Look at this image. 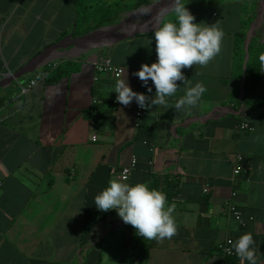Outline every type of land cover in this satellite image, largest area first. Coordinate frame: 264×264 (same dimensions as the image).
Segmentation results:
<instances>
[{"label":"crops","instance_id":"crops-1","mask_svg":"<svg viewBox=\"0 0 264 264\" xmlns=\"http://www.w3.org/2000/svg\"><path fill=\"white\" fill-rule=\"evenodd\" d=\"M157 1L0 0V264H240L218 247L249 232L264 264V106L242 103L250 46L264 54L263 0L184 3L195 23L223 30L222 51L183 69L207 89L195 108L175 110L187 87L178 81L169 107H149L137 131L136 101L119 104L118 79L95 65L109 57L133 91L154 97L133 73L157 61L155 18L171 0ZM237 154L248 169L234 181ZM133 157L127 183L158 181L178 225L143 252L131 225L94 204ZM233 191L246 229L223 211Z\"/></svg>","mask_w":264,"mask_h":264},{"label":"clouds","instance_id":"clouds-1","mask_svg":"<svg viewBox=\"0 0 264 264\" xmlns=\"http://www.w3.org/2000/svg\"><path fill=\"white\" fill-rule=\"evenodd\" d=\"M171 11L175 21H167L161 17L167 10H161L156 16L157 27L154 31L157 61L151 65L142 64L133 73L144 86L149 80L155 86V95L147 96L132 90L124 78L118 79L114 86L116 101L125 107L133 100L138 106L147 109L151 106L169 107L168 99L177 92L178 81L187 85L185 94L176 101V111L195 108L206 87L197 82L192 86L190 79L184 75L183 69L199 65L206 67L222 51L223 30L216 24L195 23V16L186 8L182 0H171ZM151 43V41H150ZM264 68V54L259 56ZM148 92L152 88L148 87ZM59 92L57 91L56 95ZM126 179V178H125ZM94 204L101 212L115 210L125 224L131 225L144 240L162 242L171 239L178 232L173 213L175 204L169 205L167 195L146 183L134 185L113 178L108 186L94 198ZM232 247L240 259V264H257L258 249L253 247L255 240L252 233L241 235Z\"/></svg>","mask_w":264,"mask_h":264},{"label":"built area","instance_id":"built-area-1","mask_svg":"<svg viewBox=\"0 0 264 264\" xmlns=\"http://www.w3.org/2000/svg\"><path fill=\"white\" fill-rule=\"evenodd\" d=\"M95 70L99 74H106L109 75L115 79H120L123 76L124 69L120 66H117L109 57L102 58L98 63L95 65ZM45 78V76H43ZM150 81V80H149ZM37 83V80H32L29 83L25 85H21V90L23 94H26L30 88H32ZM149 109H143L140 108L137 104L136 111H135V127L137 131H140L143 123L148 116ZM239 129L241 131H250L251 125L249 122H242L239 125ZM92 141H97V136H92ZM149 141H145L144 145H149ZM137 157H133L132 161L129 166L124 167L120 174V179L123 182H127L130 179V176L132 174V171L135 169L137 165ZM248 169V163L246 158L241 155L237 154L234 159V181L239 179L244 173H246ZM126 178V179H125ZM210 191V188L206 186L203 190L205 194H208ZM236 197L237 192L233 191L229 201L226 203L225 207L223 208V211L230 216L232 219H234L241 229H246L250 223V220L244 216L242 211L239 209V207L236 204ZM235 242V240L232 237L227 238L224 242H222L218 249L219 251L226 257L233 258L236 256V253L232 247V244L229 242Z\"/></svg>","mask_w":264,"mask_h":264},{"label":"trees","instance_id":"trees-1","mask_svg":"<svg viewBox=\"0 0 264 264\" xmlns=\"http://www.w3.org/2000/svg\"><path fill=\"white\" fill-rule=\"evenodd\" d=\"M261 54H263L262 48L258 47L255 49L250 46L246 73L244 75V96L242 103L252 109L264 106V82L263 80L261 81L262 67L259 60ZM40 78L41 76H38V79ZM151 188L159 190V182H155ZM165 194L167 195V199H169L171 194L169 192ZM148 241L140 237L136 233V230L134 231V251L143 252L149 244Z\"/></svg>","mask_w":264,"mask_h":264},{"label":"rangeland","instance_id":"rangeland-1","mask_svg":"<svg viewBox=\"0 0 264 264\" xmlns=\"http://www.w3.org/2000/svg\"><path fill=\"white\" fill-rule=\"evenodd\" d=\"M165 0H159L157 2H155V4L161 3ZM187 0H182L183 3H185ZM263 4L264 7V0L261 2ZM257 4H260L259 1ZM154 5V4H153ZM130 18V14L127 13L124 17V20H128ZM175 18V14L171 11V9L163 16L162 19L167 20V21H172Z\"/></svg>","mask_w":264,"mask_h":264},{"label":"water","instance_id":"water-1","mask_svg":"<svg viewBox=\"0 0 264 264\" xmlns=\"http://www.w3.org/2000/svg\"><path fill=\"white\" fill-rule=\"evenodd\" d=\"M166 1V0H165Z\"/></svg>","mask_w":264,"mask_h":264}]
</instances>
